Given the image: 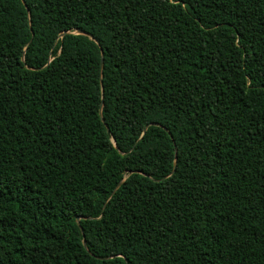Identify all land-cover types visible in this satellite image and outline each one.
I'll use <instances>...</instances> for the list:
<instances>
[{
  "label": "trees",
  "instance_id": "obj_1",
  "mask_svg": "<svg viewBox=\"0 0 264 264\" xmlns=\"http://www.w3.org/2000/svg\"><path fill=\"white\" fill-rule=\"evenodd\" d=\"M23 2L0 264H264V0Z\"/></svg>",
  "mask_w": 264,
  "mask_h": 264
},
{
  "label": "water",
  "instance_id": "obj_2",
  "mask_svg": "<svg viewBox=\"0 0 264 264\" xmlns=\"http://www.w3.org/2000/svg\"><path fill=\"white\" fill-rule=\"evenodd\" d=\"M21 1H22V3H24L23 0H21ZM66 33H67V32H66ZM63 34H65V33H62V35H63ZM74 34L87 35L86 33L82 32V31H78V30H77L76 32H74ZM89 38L92 39L90 36H89ZM101 106H102V103L100 104L99 115H100V113H101ZM80 218H81V217H77V218H76V221H78ZM83 245H84V244H83Z\"/></svg>",
  "mask_w": 264,
  "mask_h": 264
}]
</instances>
